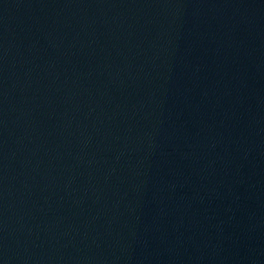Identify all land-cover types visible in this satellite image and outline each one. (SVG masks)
Masks as SVG:
<instances>
[{
  "label": "water",
  "instance_id": "obj_1",
  "mask_svg": "<svg viewBox=\"0 0 264 264\" xmlns=\"http://www.w3.org/2000/svg\"><path fill=\"white\" fill-rule=\"evenodd\" d=\"M0 264H264V0H0Z\"/></svg>",
  "mask_w": 264,
  "mask_h": 264
}]
</instances>
